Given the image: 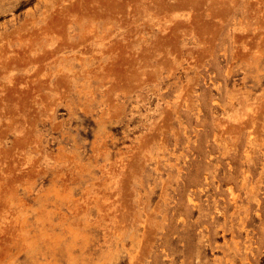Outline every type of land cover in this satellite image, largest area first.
I'll return each mask as SVG.
<instances>
[{"label": "rangeland", "instance_id": "1", "mask_svg": "<svg viewBox=\"0 0 264 264\" xmlns=\"http://www.w3.org/2000/svg\"><path fill=\"white\" fill-rule=\"evenodd\" d=\"M262 105L264 0H0V264H264Z\"/></svg>", "mask_w": 264, "mask_h": 264}, {"label": "bare ground", "instance_id": "2", "mask_svg": "<svg viewBox=\"0 0 264 264\" xmlns=\"http://www.w3.org/2000/svg\"><path fill=\"white\" fill-rule=\"evenodd\" d=\"M97 13V12H96ZM92 14V13H91ZM98 16V14H97ZM93 17H94V14H93ZM101 18V16H100ZM93 21V20H91ZM108 23V22H107ZM110 24V23H109ZM112 24V23H111ZM105 27V25H103ZM107 26V24H106ZM66 27V26H65ZM102 27V26H101ZM82 28V27H81ZM106 28V27H105ZM111 29V27H110ZM109 30V29H108ZM66 31V30H65ZM103 33V32H102ZM104 33H105V30H104ZM107 33V32H106ZM124 33L121 31V34ZM123 35V34H122ZM125 35V34H124ZM127 36V35H126ZM125 36V37H126ZM123 37V36H121ZM106 38V37H105ZM124 38V37H123ZM106 40V39H105ZM103 41V40H102ZM84 40H83V37L81 36L80 37V40L78 42H75V43H62V44H55L54 46H49L48 44H45L42 48V51H40L41 53H39L36 57L32 58V60H28L27 62H31V65L33 66L34 68V72L35 74H33L34 76L38 73L41 74V79L36 83V87H37V90L38 91H42L43 93V96H45V98L47 97V94H45V90L47 88V75H46V72L44 71L45 68L47 67V53L51 52V51H54V50H58V49H61V48H64V47H69L71 49H75L77 47H81V50H84L86 49V45L83 44ZM105 43V42H104ZM123 44V43H122ZM121 47V46H120ZM125 47V46H124ZM104 48H110V46H104ZM122 48V47H121ZM106 49V50H107ZM126 49V48H125ZM113 50L110 51V53L112 52ZM92 55V54H91ZM94 55V56H93ZM92 55V58L93 59H96L98 58V56L96 57L95 54ZM111 63L108 62L107 65H103V64H99V66H101L102 68L104 69H109L111 67ZM19 67H21V65H19ZM23 68L20 70L21 73L16 76L14 78V83L12 84L11 88L9 89L7 95L11 96V94H16V96L14 97V99L12 100V104H13V107L11 110H8V113L12 116H14L16 113L17 115H21V116H31V113L32 111H30L29 109H21L20 107H17V105L19 103H24L26 98L30 96L31 92L34 87L32 86L34 83H32L34 80L33 79H30L31 77H27L25 75V72H26V65L25 66H22ZM32 83V84H31ZM24 100V101H23ZM23 101V102H22ZM259 108L261 109H264V105L260 106ZM33 114V113H32ZM11 116V117H12ZM251 118V117H250ZM252 120H254L253 118H251V120L249 121L248 118H243L238 126L233 129L231 126H228L225 128V133L229 135V138H231L233 135L238 138L240 136V132H242L243 129H247L249 127H252V124H250L252 122ZM253 132L252 131H249L248 132V136H247V143L252 147L251 148V151L250 152H247V150L245 149L246 151V159L248 160H252L253 159V153H254V150H253V145L254 143H256L257 141H259L256 137L252 136ZM5 138V134H3L2 131H0V141H3ZM232 147V144H231V141L230 140H226L225 142V147H224V151H229ZM251 173H247L246 175H244V180L246 181V179L248 177H251ZM229 195L232 197L233 200L235 201H238L239 200V194L238 192L235 193L234 191V188L233 187H229ZM249 194H251L253 197H257V188H254V187H250L249 189Z\"/></svg>", "mask_w": 264, "mask_h": 264}]
</instances>
